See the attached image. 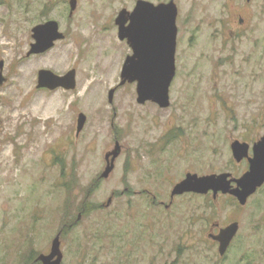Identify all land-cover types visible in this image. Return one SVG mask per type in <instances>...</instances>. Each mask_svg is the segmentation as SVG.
I'll return each mask as SVG.
<instances>
[{"label": "rangeland", "instance_id": "rangeland-1", "mask_svg": "<svg viewBox=\"0 0 264 264\" xmlns=\"http://www.w3.org/2000/svg\"><path fill=\"white\" fill-rule=\"evenodd\" d=\"M69 1L0 0V264H42L58 233L62 264H264V185L245 205L211 192L170 203L189 172L248 170L231 143L248 142L253 155L264 135V0H229L232 19L245 22L227 28L225 0H174L177 71L166 108L139 103L136 82L120 85L133 50L116 18L138 0H78L72 16ZM48 20L65 37L29 54L32 29ZM41 69H76V87L38 88ZM235 220L221 255L208 232Z\"/></svg>", "mask_w": 264, "mask_h": 264}, {"label": "water", "instance_id": "water-1", "mask_svg": "<svg viewBox=\"0 0 264 264\" xmlns=\"http://www.w3.org/2000/svg\"><path fill=\"white\" fill-rule=\"evenodd\" d=\"M70 15L77 8L78 0H70ZM178 7L174 0L159 4L148 0H138L134 9L123 8L117 18L119 37L127 40L133 53L127 56L121 75L120 85L137 83L138 102L144 104L152 101L162 108L170 106V87L176 76L177 26ZM36 42L32 44L29 54L44 53L54 47L55 43L65 37L56 20H48L37 24L32 29ZM4 62L0 61L3 69ZM0 73V83L4 81ZM38 88L54 90L59 87L74 89L76 87V69L65 75H57L48 69L39 71ZM114 90L111 91L112 99ZM87 117L80 113L77 122L79 134L85 126ZM234 159L237 162L248 158L249 169L240 177L230 172L199 175L187 173L185 178L177 182L171 191V202L176 196L186 193L208 194L214 197L219 193L234 196L241 205L264 185V135L254 143L253 155H249L250 144L234 140L231 144ZM121 151L120 143L116 142L114 150L106 154L107 167L102 177H109L114 163ZM112 202L109 198L106 205ZM169 206V205H168ZM81 217V215L79 216ZM239 230V222H233L215 238L220 242V254L224 255ZM64 254L61 248V233L54 238L51 251L40 254L38 261L42 264H62Z\"/></svg>", "mask_w": 264, "mask_h": 264}, {"label": "flooded vegetation", "instance_id": "flooded-vegetation-1", "mask_svg": "<svg viewBox=\"0 0 264 264\" xmlns=\"http://www.w3.org/2000/svg\"><path fill=\"white\" fill-rule=\"evenodd\" d=\"M226 1V6L228 5V3H229V0H225ZM252 2V0H247V3H248V5L250 4ZM244 7V6H243ZM227 16H226V18H223V20H222V22H221V24H222V26L223 27H228V26H230L231 24H232V22H234L235 24H239L240 26H243L244 25V22H245V17L243 16V14H240L239 16H238V20L237 21H235V20H233L232 19V16H233V13H232V8H231V6L230 5H228L227 6ZM239 26V27H240ZM232 144V143H231ZM232 149V148H231ZM250 150H251V148H250ZM233 153V152H232ZM249 155L251 156V154H250V152H249ZM233 158H234V156H233ZM235 160V159H234ZM243 160H247V162H248V164H249V161H248V158H244ZM242 160V161H243ZM236 161V160H235ZM242 161H240V162H242ZM237 162V161H236ZM240 162H238V163H240ZM248 169H249V167H248ZM233 175V174H232ZM235 177V176H234ZM212 194H213V192H211ZM192 194H197V193H192ZM209 194V193H208ZM220 194V193H219ZM218 194V195H219ZM223 194V193H222ZM185 195V194H184ZM199 195H203V194H199ZM205 195H207V194H205ZM217 195V196H218ZM225 195H227V194H225ZM228 195H230V194H228ZM232 196V195H231ZM213 197H214V195H213ZM234 197V196H233ZM214 198H216V197H214ZM235 198V197H234ZM166 208H169V206H168V204L166 205ZM233 222H236V220L235 221H232V222H229L226 226H221L220 228H219V230L216 232L215 230H216V228H218L219 227V224L218 223H216V222H212L213 224H212V228L210 229V231L208 232V236H209V240L211 241V243H212V245L213 246H218V249H220V242L215 238L216 236H218L219 234H220V232H221V230L222 229H224L225 227H227L228 225H230L231 223H233ZM237 222H239V221H237ZM239 228H240V223H239ZM239 231V230H238ZM237 235V234H236ZM236 235H235V237H236ZM235 237L233 238V240L235 239ZM233 240H232V242H233ZM231 242V243H232ZM231 243H230V245H231ZM229 248V247H228ZM220 251V250H219ZM220 253V252H219Z\"/></svg>", "mask_w": 264, "mask_h": 264}, {"label": "bare ground", "instance_id": "bare-ground-1", "mask_svg": "<svg viewBox=\"0 0 264 264\" xmlns=\"http://www.w3.org/2000/svg\"><path fill=\"white\" fill-rule=\"evenodd\" d=\"M6 42H7V41H4V42H2V43L6 44ZM11 47H12V46H11ZM13 47H14V46H13ZM6 51H7V53H10V52H11L10 47H7V46H6ZM83 95H84V94H83ZM58 104H59V103H58ZM58 107H59V106H58Z\"/></svg>", "mask_w": 264, "mask_h": 264}]
</instances>
